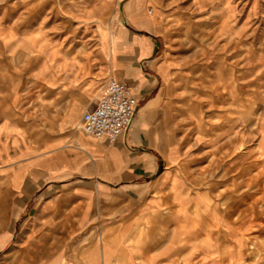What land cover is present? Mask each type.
<instances>
[{
    "label": "crops",
    "instance_id": "crops-1",
    "mask_svg": "<svg viewBox=\"0 0 264 264\" xmlns=\"http://www.w3.org/2000/svg\"><path fill=\"white\" fill-rule=\"evenodd\" d=\"M145 1L152 3L137 1L110 53L108 74L103 44L90 51L87 42L36 29V52H27L26 27L0 14V264L237 263L233 224L217 216L215 181H203L202 168L186 176L155 140L148 117L163 98L158 84L171 58L154 31L159 12L149 17ZM192 1L195 20H210L217 37L228 38L227 11L238 9L230 38L250 40L255 31L264 50V0ZM30 53L39 59L26 68ZM112 72L139 101L113 143L81 129Z\"/></svg>",
    "mask_w": 264,
    "mask_h": 264
},
{
    "label": "rangeland",
    "instance_id": "rangeland-1",
    "mask_svg": "<svg viewBox=\"0 0 264 264\" xmlns=\"http://www.w3.org/2000/svg\"><path fill=\"white\" fill-rule=\"evenodd\" d=\"M137 1L0 0V14L20 28L26 27L27 52H36V29L43 37L48 32L53 40L62 36L67 42H87L90 51L103 44L108 74L110 53L115 55L124 31L131 27L130 15L136 11ZM151 1H145V12L151 18L159 12L154 31L165 40L160 52L166 50L171 58L158 84L163 98L148 117L155 140L160 149L181 161L186 176L197 178L202 168V180L215 181L218 219L233 224L235 263L264 264L262 40L256 39L255 31L249 34L250 40L230 38L239 28L229 17L240 15L238 9L227 11L226 38L213 34L210 20H195L192 0ZM243 26L248 30L249 25ZM138 27L143 28L141 33L150 34L145 25ZM47 50L46 44L42 49L46 58ZM32 55L25 57L26 68L39 59ZM11 61L15 68L17 58ZM116 67L114 63V72ZM14 74L10 69V78L16 81ZM109 77L122 80L113 72L107 81Z\"/></svg>",
    "mask_w": 264,
    "mask_h": 264
},
{
    "label": "built area",
    "instance_id": "built-area-1",
    "mask_svg": "<svg viewBox=\"0 0 264 264\" xmlns=\"http://www.w3.org/2000/svg\"><path fill=\"white\" fill-rule=\"evenodd\" d=\"M139 101L124 83L110 78L99 94L94 109L87 111L81 129L89 136L113 143L128 132Z\"/></svg>",
    "mask_w": 264,
    "mask_h": 264
},
{
    "label": "bare ground",
    "instance_id": "bare-ground-1",
    "mask_svg": "<svg viewBox=\"0 0 264 264\" xmlns=\"http://www.w3.org/2000/svg\"><path fill=\"white\" fill-rule=\"evenodd\" d=\"M112 79H114V80H116V81H119L118 79H116L115 77H112ZM119 82H121V81H119Z\"/></svg>",
    "mask_w": 264,
    "mask_h": 264
}]
</instances>
